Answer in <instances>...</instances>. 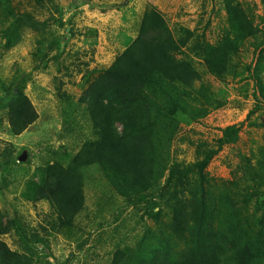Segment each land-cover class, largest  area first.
Listing matches in <instances>:
<instances>
[{"label": "rangeland", "instance_id": "374dc122", "mask_svg": "<svg viewBox=\"0 0 264 264\" xmlns=\"http://www.w3.org/2000/svg\"><path fill=\"white\" fill-rule=\"evenodd\" d=\"M4 2L10 9L0 1V151L11 145L12 157L7 168L0 169V213L8 219L15 216L30 242L23 243L14 230L0 240L31 264H116L121 261L116 249L135 248L146 227L157 232L162 224L167 229L178 220L187 229L193 218L192 193L199 185L208 193L210 235L214 241L220 238L218 219L231 207L238 208V199L246 194L242 166L255 165L264 149V0ZM150 6L171 29L177 25L204 36L214 48L232 42L235 52L222 78L192 58L193 89L209 87L222 106L195 121L181 122L169 150L172 170L148 200L128 196L130 201H119L112 214L99 213L96 202L108 188L86 176L81 180L83 214L74 229L54 232L49 225L52 210L46 202L33 200V191L48 164L66 163L94 132L86 112L93 85L136 39ZM235 10L241 11L243 28ZM8 38L17 43L10 46ZM21 97L36 118L14 136L6 111ZM227 126L238 128V141L219 148L200 176L196 146L216 147ZM258 194L264 196V185ZM255 197L244 196L249 206ZM154 205L162 210L157 225L145 215Z\"/></svg>", "mask_w": 264, "mask_h": 264}, {"label": "trees", "instance_id": "16d2710c", "mask_svg": "<svg viewBox=\"0 0 264 264\" xmlns=\"http://www.w3.org/2000/svg\"><path fill=\"white\" fill-rule=\"evenodd\" d=\"M0 1L5 10L10 9L4 0ZM235 18L239 28H243L240 10H235ZM8 41L10 46L17 43L9 38ZM188 51V59H181ZM234 52L231 41L214 48L204 36L177 29V25L171 29L150 6L136 39L93 85L86 112L94 132L66 163L48 164L40 185L33 191L32 199L46 202L52 210L51 230L75 228L85 210L81 180L86 176L108 188L100 192L96 202L99 213L107 210L112 214L119 201H130L128 196L148 200L165 173L172 170L169 150L181 122L195 121L209 109L222 106L209 87L193 89L192 60L203 61L210 72L222 78ZM35 118L25 97L6 111L8 130L14 136L22 134ZM238 138V128L227 126L216 140V147L197 145V174L202 176L219 148L235 144ZM10 146L0 151V169L7 168L11 160ZM260 156L255 165L242 166L246 194L238 199V208L231 207L218 219L220 238L214 241L210 235L208 193L199 185L192 193L193 218L187 229L178 220H173L167 229L162 224L157 232L146 227L135 248L123 252L116 249L121 254V261L116 264H264V196L258 194L264 185V149ZM244 196H256L257 201L251 200L253 204L249 206ZM158 208L154 205L145 213L155 225L160 224L162 210ZM11 230L23 243L30 242L15 216L8 219L0 213V236ZM0 264L31 262L0 240Z\"/></svg>", "mask_w": 264, "mask_h": 264}, {"label": "water", "instance_id": "95a60500", "mask_svg": "<svg viewBox=\"0 0 264 264\" xmlns=\"http://www.w3.org/2000/svg\"><path fill=\"white\" fill-rule=\"evenodd\" d=\"M260 122H261V119H258V120H257V123H260Z\"/></svg>", "mask_w": 264, "mask_h": 264}]
</instances>
